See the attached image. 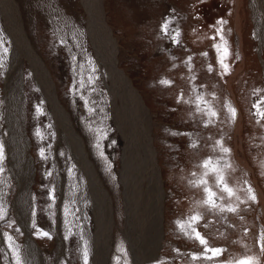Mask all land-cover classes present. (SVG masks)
<instances>
[{
  "label": "rangeland",
  "instance_id": "374dc122",
  "mask_svg": "<svg viewBox=\"0 0 264 264\" xmlns=\"http://www.w3.org/2000/svg\"><path fill=\"white\" fill-rule=\"evenodd\" d=\"M89 1L0 0V264H135L130 144L143 172L146 160L140 126L90 37ZM97 2L111 39L100 46L114 53L116 70L146 110L160 180L161 239L155 243L152 230L142 239V253L155 255L143 264H235L245 257L264 264V119L253 112L264 101V0ZM217 44L228 49L227 71ZM29 52L53 100L43 94ZM9 78L19 83L15 99L8 98ZM239 112L247 173L236 157ZM222 148L230 151L221 168H199ZM223 169L231 196L212 179ZM205 188L217 194L216 207L206 203ZM193 229L224 253L206 259L211 253Z\"/></svg>",
  "mask_w": 264,
  "mask_h": 264
},
{
  "label": "bare ground",
  "instance_id": "6f19581e",
  "mask_svg": "<svg viewBox=\"0 0 264 264\" xmlns=\"http://www.w3.org/2000/svg\"><path fill=\"white\" fill-rule=\"evenodd\" d=\"M97 1L98 0H91V2L89 1V5H88L89 8L87 7L88 8L87 12H89L88 15H90L89 20H88V27H89V31H90L89 34H90V37L92 38L94 47H96V51L101 56V58H103L105 61H107L108 65H109V71L111 72L109 76H110V79L112 81V84L115 85L116 84L115 82H117L116 80L118 79L119 86H117V85H115V86L120 88V91L123 94L125 104L128 105V107H126V110H127V113L130 115V118L133 121V124H135L136 127L140 126L139 128H137L138 142H139L140 147L143 151L144 159L146 160L145 161L146 166L144 169L145 171L143 172L141 164H139L140 156L136 152L135 148L133 147V144H130L131 154H132V159H133L131 168H132V172H133V176H134L133 212H132V218H131V224H130L131 245H132V249L134 252L135 264H143V261L151 260L154 258L155 255L152 256V253L154 252L153 249L151 252L150 251L146 252V254L142 253V241H143L142 239H144V241H145V238H147V234L150 233L151 230H152V232H154V234L152 233L151 236L155 239V243H157L161 239V200H162V194H161V188H160V180L158 177V170H157L156 165L154 163V152H153V148L151 147L148 126L145 125L147 123L146 110L141 104L139 95L129 86L128 82L125 80V78H123L121 73L116 70V67L114 65L115 64L114 53L108 52L106 54L100 46L101 42L102 43L103 42L104 43H106V42L111 43V39L109 37V32L106 29V27H105V25L101 19V16H100L101 9H100V5L98 4ZM98 7H99V9H98ZM174 17H176V16H174ZM164 18L167 21H169L170 18L168 16V11H166ZM169 26H171V24H169ZM171 31H172V29H171ZM28 60H29L30 64L32 65V70L35 73L37 81L39 82V84L42 88L43 94H45L46 98L53 100V93H52L51 86H50L51 84L49 85V81L47 79V76L42 69L43 67L40 65L39 61L32 54V52H29ZM103 64H105V62ZM18 84H19L18 80L13 82V80H11V78H9V80L7 81L8 98H10V97L14 98V96H19V92H18L19 91V85ZM117 90L118 89L114 87L115 96H117V93H118ZM195 100H196V98H195ZM12 103H13V101H12ZM255 104H257V103H255ZM129 110L131 111V113ZM253 112H254V114L256 113L255 108H253ZM203 114H204L203 116H206V118H209L206 110L203 112ZM15 124H16V122H15ZM19 128H20V126H19ZM241 133H242V117H241V114L239 112L238 117L236 119V136L238 138L237 144H236V148H237L236 157L238 160L237 162L240 164L242 169H244V171L247 173L251 170H250V168L246 162V159L243 156H241L239 153L240 145L238 143H240L239 140L241 138ZM206 144L207 145L210 144V141H208V143H206ZM208 153H210V152H208ZM224 153L225 152H223V153L221 152V154L219 155L220 157L214 156L217 158L212 161V165H211L212 170H215L217 168H221L224 165V160L222 159V161H221V158L224 155ZM208 157L209 156L206 157V155H204V158L201 157L202 160L200 162L202 163V161L204 159L207 160ZM214 157H210V158H214ZM199 168L201 169L202 166ZM224 171L225 170L223 169L220 173H218V172L214 173L215 176L212 177V179L214 181H216V184H217V177L221 176L222 172H224ZM142 177L145 179V185H143L141 182ZM215 187H217V189H219L221 191V188L218 187V185ZM259 193H260V198H259V205L260 206L259 207H261L263 212H264V197H263L261 191H259ZM221 196H223V195H221ZM223 206H221V207H223ZM155 246H156V248H155V250H156L157 245H155Z\"/></svg>",
  "mask_w": 264,
  "mask_h": 264
},
{
  "label": "snow or ice",
  "instance_id": "6c2138e0",
  "mask_svg": "<svg viewBox=\"0 0 264 264\" xmlns=\"http://www.w3.org/2000/svg\"><path fill=\"white\" fill-rule=\"evenodd\" d=\"M218 23H225V21H218ZM162 31L167 34L168 31H169V25L167 22H165L164 25H162ZM218 32H220L221 30H217ZM221 40H223V36L221 35ZM213 39H215V37H213ZM174 42H178V41H175V38H174ZM216 47V50L218 53H220V60H219V63L221 65L222 68H224L225 71L228 70V65L225 63V59L227 58L229 52H228V49L226 46H221L219 44L215 45ZM162 83H165L167 84L168 82L167 81H162ZM262 105H264V101H261L260 104H255L253 105V107L256 109V115H258L261 119H264V107H262ZM230 112L232 113L233 116H235L236 112H235V109H229ZM211 115L215 116L216 113H211ZM37 135H39V133H37ZM219 143V142H218ZM222 150L224 152H228L230 151L229 149L227 148H222ZM41 155H43V150H41ZM0 158H2V151H0ZM212 165V161L211 160H208L206 162H204V164L202 165V167L204 168H209L210 166ZM217 185L218 187H221V190L226 192L229 196L233 195V190L226 184L224 178L222 176H218L217 177ZM205 191L207 193V201L206 203H208L209 205H211L212 207H216V204H215V199L217 198V194L215 192H213L212 190L210 189H207L205 188ZM249 191L251 192V189H249ZM250 199L255 201L256 200V197L255 195H252L250 196ZM228 211L230 212H235L236 209L235 208H229ZM2 213H0V217H2ZM200 217H197V216H193L191 217V220L192 221H199ZM179 226L183 229L184 227V224L182 222H178ZM193 232L195 233L194 235V239L197 240L201 245H204L205 246V252L206 253H211L210 256L206 255L205 258L206 259H214V258H217L219 256H221L223 253H224V249L222 248H209L207 246V240L200 234L199 231H197L196 229H193ZM42 235L44 236H47L48 234L47 233H42ZM262 241H264V237L261 238ZM8 240L11 241V237L9 236L8 237ZM262 250H264V243H262ZM193 258H197V257H193ZM85 259H87V253H85ZM235 264H258V262L252 258V257H245V258H242L238 261L235 262Z\"/></svg>",
  "mask_w": 264,
  "mask_h": 264
}]
</instances>
